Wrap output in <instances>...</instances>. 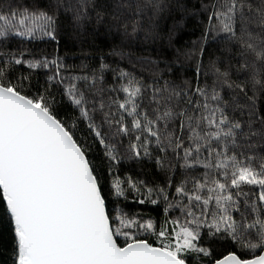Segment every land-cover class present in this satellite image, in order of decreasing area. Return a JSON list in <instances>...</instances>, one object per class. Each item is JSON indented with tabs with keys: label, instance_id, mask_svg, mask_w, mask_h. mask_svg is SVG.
Instances as JSON below:
<instances>
[{
	"label": "snow or ice",
	"instance_id": "1",
	"mask_svg": "<svg viewBox=\"0 0 264 264\" xmlns=\"http://www.w3.org/2000/svg\"><path fill=\"white\" fill-rule=\"evenodd\" d=\"M0 264H264V0H0Z\"/></svg>",
	"mask_w": 264,
	"mask_h": 264
},
{
	"label": "trees",
	"instance_id": "2",
	"mask_svg": "<svg viewBox=\"0 0 264 264\" xmlns=\"http://www.w3.org/2000/svg\"><path fill=\"white\" fill-rule=\"evenodd\" d=\"M196 37L195 36H190L189 34H184V39L187 40V39H195Z\"/></svg>",
	"mask_w": 264,
	"mask_h": 264
}]
</instances>
